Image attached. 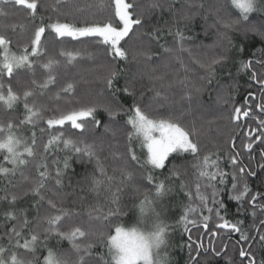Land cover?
Segmentation results:
<instances>
[{
    "label": "snow or ice",
    "instance_id": "snow-or-ice-1",
    "mask_svg": "<svg viewBox=\"0 0 264 264\" xmlns=\"http://www.w3.org/2000/svg\"><path fill=\"white\" fill-rule=\"evenodd\" d=\"M63 2L66 0H56L57 4ZM176 2L177 0H170L168 3L164 0H151L147 9L138 11L139 6L134 0H113L110 16L91 23L86 21L83 26L59 19L46 25L41 18L39 26L34 27L18 53L13 51V42L7 30L11 29L15 33L20 28L23 32L26 25L13 23L0 30V105L5 110H11L22 104L24 109L22 119L0 120V264H170L169 237L174 226L161 218L157 204L177 192V189V194H182L186 202L181 205V215L176 223L183 226L185 233H190L189 225H202L204 230H209V222L214 215L219 221L215 224L216 229H228L238 233L237 244L244 242L240 245L239 256L247 258V264H258L251 248L254 243H259L264 248V218L259 219V226H255L257 212L264 217V202H261L264 201V193L257 191L249 197L251 189L245 178L247 175L255 176L256 172L241 166L238 152L228 153L232 170H226L221 166L223 157L219 148L216 151H202L199 141L201 128L197 127L195 119L190 125L184 123L193 112L191 106L194 96L203 91V85L189 79L188 73L191 69L177 53L188 52L193 62L205 70L206 75L201 80L207 85L213 83L217 66H223L228 57L225 54L207 58L193 56L192 49L185 46V42L192 38L186 36L179 27L174 32L175 48L160 43V28L153 27L151 31H143L146 18L156 10L168 11L174 18V24L181 20L191 21L194 14H189L184 4L177 9ZM230 3L238 10L239 18L225 21L217 16L224 29L223 32H218L217 43L223 40L227 42V46H233L229 32L236 30L241 22H244L242 31L245 34L251 32L264 39V25L258 28L249 21L252 13L264 10V0H230ZM10 5L26 9L27 16L34 20L40 0H0V17L9 16ZM95 7L102 12L105 8L103 0ZM197 7L203 8L204 5L199 4ZM54 10L59 9L54 6ZM219 11L220 7H216L215 12ZM134 27L137 28L135 33ZM49 28L61 38H98L96 42L105 46V53L113 61L112 65H100L105 70L100 79L110 91L114 102H77L79 106L69 110H63L59 106V101L75 94L76 82L68 80L56 90H51V86L57 85L55 70L61 61L48 56L46 62L41 63L47 54L42 38ZM130 34L146 36L155 41L165 53L173 56L185 73L183 77L177 73L167 82L165 73L156 74L153 70L152 74H148L147 78L153 83V87L149 89L154 92L152 100L158 102L155 109L151 104L142 106L135 100L130 107L125 108L116 99L117 92H122L125 97L136 95L131 81H126L123 87L117 86L120 71L114 66L118 61L129 62L130 52L127 45ZM168 34H173L172 29L168 30ZM237 52L243 54L245 47L237 46ZM261 53L258 59L240 60L239 71L249 73L251 80L261 86L262 102L257 107L264 113V49H261ZM59 55L66 58V63L71 64L80 54L62 50ZM137 55L151 60L153 53L141 50L132 54V60ZM254 64L262 69L259 74L254 69ZM37 66L45 70L43 78H37ZM22 69L25 70L23 75L30 73L28 79H21ZM4 77L15 79L20 89L14 90L11 82L5 85ZM156 82H160L159 88H156ZM176 86L184 89L179 101L173 99L167 91ZM248 95L254 97L255 94L250 92ZM45 96L50 102H57L55 106L42 102L41 98ZM181 101H187L189 107L177 109L175 106ZM223 102L228 103L226 99ZM160 109L168 111L153 114ZM250 112L251 107L244 110L234 107L230 118L239 121L241 116L247 118ZM100 113H107L108 123H103L98 118ZM121 115L126 116L124 127L129 129L126 132V147L123 152L119 150L118 144H112L106 138L109 134L115 138L116 130L112 125L118 123L117 117ZM65 125L69 127L65 128ZM24 126L32 129L27 137L19 131ZM101 127L102 134L96 131ZM36 130L45 135L46 139L38 142ZM256 131L261 132L256 140L264 143V119L259 120ZM248 135L251 137L252 133ZM136 142H139L141 149H146L142 157L133 147ZM230 146L235 149L234 138ZM106 148L107 156L103 155ZM246 148L251 152L253 143H247ZM61 152L65 153L63 158L59 155ZM108 156L118 162L111 170L106 164ZM189 156L191 161L187 159ZM261 156L264 157V150H261ZM73 157L78 161L86 159L95 165L93 171L85 176L87 191L94 198V202L89 203L83 213L86 219H81V212L66 206L70 197H76L72 200L73 204L77 200L83 202L85 199L84 196L77 195L78 189L70 180L65 183L69 169L72 168ZM176 160L181 162L175 163ZM259 167L264 168V164ZM72 171L75 172L74 169ZM157 171L160 175H154ZM145 181L149 187L137 186ZM129 188L132 199L136 201L133 207L139 215L137 225L133 227L117 222L128 215V206L123 202V197L126 195L125 189ZM83 191V188H79V192ZM225 192L228 193L229 200L238 202L237 215L247 213L253 218L254 235H249L244 229L243 219L235 222L226 219ZM27 197H31L28 207L18 206ZM246 199L250 212L243 207ZM5 204L7 208L4 207ZM30 209L34 210V215H31ZM98 223L106 224L107 230L97 227ZM217 234L215 230L210 231L212 238ZM52 237L58 242H69L75 259H70L67 252L57 253L47 247L46 242ZM188 240L192 241L191 235ZM42 241L47 254L42 255L41 259L37 252ZM195 243V249L192 243L187 244L189 264H201L198 258L202 254L221 256L228 248L225 243L217 251L211 240L207 247L200 241ZM98 248L103 250H97ZM259 264H264V260H260Z\"/></svg>",
    "mask_w": 264,
    "mask_h": 264
},
{
    "label": "trees",
    "instance_id": "trees-1",
    "mask_svg": "<svg viewBox=\"0 0 264 264\" xmlns=\"http://www.w3.org/2000/svg\"><path fill=\"white\" fill-rule=\"evenodd\" d=\"M99 2L100 0H66V2L57 4L56 0H40V6H38L37 16L34 20L27 16L26 9H23L20 6L14 7L10 5L9 16L0 17V30H4L5 25L13 23L26 25V30L23 32L20 28H17L15 33H13L11 29L7 30V34L11 36L13 42V50L19 52L20 47L27 42V37L31 35L34 27L39 26L41 18L46 25L54 23L59 19L62 22H75L79 26H83L86 21L91 23L94 20L107 18L112 14L113 0H103L105 8L102 12L98 11L95 7ZM150 2L151 0H134V3L139 6L138 11L147 9ZM164 2L168 3L170 0H164ZM181 4L186 6V10L189 11V14H194L191 21L184 22L181 20L179 23L174 24V18L168 11L165 10L161 12L156 10L150 17L146 18V24L143 31H151L153 27L160 28L162 30V39L160 43L175 48L174 32L175 29L179 27L184 31L186 36L192 38L190 41L185 42V46L192 49L193 56L207 58L219 54L227 55L228 59L225 64L223 66H217V73L213 83L207 85L201 80V77L206 75L205 70L193 62L188 52L177 53L183 59L184 63L191 69L188 73L189 79L193 80L198 85H203V91L198 96H194V103L191 106L194 110L188 115L184 123L190 125L191 121L195 119L197 127L201 128L199 141L202 145V151H216L217 148H219L221 150L220 155L223 157L221 166L226 170L231 171L232 166L228 161L229 152L235 154L237 153L235 149H237L247 160H251L253 156V154L246 148L247 143H252L253 140L245 136V133L239 135L242 118L239 121H234L230 118L233 109L234 107H241L242 110H244L248 107V102H253L254 106L252 112L256 113L257 99L261 94V86L251 80L250 74L239 71V61L260 58L262 55L261 49H264V39L251 32L245 34L242 31L245 25L244 22H241L236 26V30L229 32L233 46H227V42L223 40L217 43L218 32L224 31L217 16L222 17L225 21L236 20L239 18L238 10L231 5L230 0H177L175 7L179 9ZM199 4H203L204 7H197ZM90 5L93 7H89ZM54 6L59 10L55 11ZM216 7H220L219 13L215 12ZM210 8L212 11H209ZM249 21L258 28L261 27L264 25V13H252L249 17ZM169 29H172V35L168 34ZM133 32H137L136 27H134ZM97 39L98 38L94 37H82L79 40L71 37L61 38L57 37L50 28L46 30L44 37L42 38V43L47 48V54L42 58L41 63L46 62L48 56H53L61 61V64L56 67L55 70L57 75V85L51 86V90H56L59 85H62L68 80L76 82L75 94L73 96L65 97L58 102L63 110L78 107L79 104L77 102L80 104L95 102L97 100L114 102L110 91L106 89L105 84L100 79L105 71L100 65H112L113 61L108 54L105 53V46L96 42ZM240 45L245 47V52L243 54L237 52V46ZM127 46L130 52L129 62L125 63L123 61H118L114 65L115 68L120 71L117 86L123 87L126 81H131L134 85L136 95L135 97H125L122 92H117L116 99H119L125 108L130 107L135 100L141 103L142 106L151 104L155 109L158 102L152 100L154 92L149 89L153 87V83L147 78L148 74H152L153 70H155L156 74L165 73V82H167L173 79L177 73L180 77H183L185 73L173 56L165 53L155 41L150 40L146 36L130 34ZM225 47H227V51H225ZM62 50L74 53L78 52L80 55L75 61L68 64L66 63V58L59 55ZM141 50L151 51L153 53L152 59L146 60L143 56L137 55V58L132 60V54L138 53ZM254 53L255 56L253 55ZM253 67L258 74L262 71L259 65L254 64ZM20 72L22 73V80L30 77V73L23 75L25 70L22 69ZM36 74L38 79L43 78L45 76V70L37 66ZM9 82L12 83L14 90L20 89V85L15 79L4 77L5 85ZM155 86L156 88H159L160 82H156ZM167 91L173 99L179 101L184 89L180 86H176ZM250 92L255 94L254 97H249L248 94ZM41 99L42 102L50 103V106H55L57 103L55 101L50 102L47 96L42 97ZM224 99H226L228 103H224ZM175 107L177 109L180 107L188 108L189 105L187 104V101H181ZM165 111H168V109H160L159 112H154L153 114H161ZM23 115L24 109L22 104L16 105L14 109L11 110H5L4 107L0 105V120H6L9 118L19 120L23 118ZM98 118H100L103 123L109 122L107 113H100ZM117 121V124L112 125L116 130L115 138H112L110 134L106 138L112 144H118L119 150L123 152L126 147V132L129 130L124 127L126 116L121 115L120 117H117ZM209 121H212L213 123L209 124ZM68 127V125H65V128ZM19 131L20 133H24V136H29L32 129L29 126H24ZM36 131L38 142L46 139V136L41 134L39 130ZM96 131L102 134L103 127ZM233 138L235 139V149H232L230 146ZM133 147H135L137 151V143H134ZM138 152L139 151H137V154ZM140 154L143 155V152ZM59 155L63 158L65 153L61 152ZM103 155H108L107 148ZM171 159L172 157H170V160ZM187 159L191 161L192 158L189 156ZM262 161L264 162V158H262ZM174 162L180 163L181 161L176 160ZM117 163L118 162L112 160L111 156H108L106 164L109 166V170H111V167L115 166ZM94 167V162L90 163L86 159L78 161L73 157L72 168L69 169L68 176L65 180L66 184L70 180L73 186L78 189V196L85 197L83 202L77 200V202L73 204L72 200L76 199V197H70L66 202L67 207H72L81 212V219H86V217L83 216V213L87 205L94 202L92 194L87 191V180L85 179L86 174L91 173ZM72 169L75 170L74 173ZM133 170L135 171V168H133ZM252 170L256 172V168H252ZM164 174L167 175V172ZM154 175H160V173L157 171ZM245 178L251 189L249 197L257 191L264 193V183H262V181H264V175L256 178L247 175ZM137 186L142 188L149 187L146 181ZM79 188H83L84 191L79 192ZM125 192L126 195L123 197V202L128 206V215L121 217L117 222L124 224L127 227H131L136 222L135 219L133 221V218H136L135 216L138 215V212L133 207V204L136 203V201L132 199L131 189H125ZM177 193L178 189L177 192L171 194L176 201L173 202V206L170 207L168 211L170 221L172 222V224L171 222H169V224L174 226V230L172 231L175 234V240L170 245V264H189L190 256L187 244L192 243V247L195 249L197 246L195 242L200 241L207 247L210 240L215 245L217 251H220L221 245L225 243L228 245V248L221 253V256L202 254V256L198 258L201 264H247V258H241L239 256L240 245L244 244L243 241L240 242V245L237 244L239 234L230 232L228 229H216L215 224L219 223V221L216 220L214 215L209 222V230H204L202 225L199 227L189 225L190 233L184 232L183 226L176 222L181 215V205L185 203L186 200L182 194ZM175 195L178 198H175ZM30 200L31 197H27L18 206L28 207ZM224 202L227 205L226 219L233 222L237 219H243L244 229L249 235H254L253 218L247 213L237 215L236 209L239 207V204L236 201L229 200L227 192L224 193ZM4 207L7 208V205L5 204ZM243 207L249 212L251 211L247 199L243 202ZM30 212L31 215L35 214L34 210L30 209ZM205 214L207 213L205 212ZM222 214L224 213L222 212ZM261 218L264 217H261V214L257 212L255 226H259L258 221ZM0 222H2V220H0ZM96 226L107 230L106 224L98 223ZM212 230L217 231V238L210 237V231ZM189 235H191L192 241L188 240ZM46 243L47 247H51L57 253L67 252L70 259H75V256L71 252V245L69 242H58L55 237H52L49 238ZM249 243H251V241H249ZM97 250L102 251L103 249L98 248ZM245 250H247V248H245ZM251 251L256 256L258 264L260 260H264V248H262L259 243L252 244ZM46 254V248L42 241L38 245L37 256L42 259V255ZM192 254L194 255V251Z\"/></svg>",
    "mask_w": 264,
    "mask_h": 264
},
{
    "label": "flooded vegetation",
    "instance_id": "flooded-vegetation-1",
    "mask_svg": "<svg viewBox=\"0 0 264 264\" xmlns=\"http://www.w3.org/2000/svg\"><path fill=\"white\" fill-rule=\"evenodd\" d=\"M257 100H258L257 104L262 102L261 101L262 100L261 94ZM257 104H256L257 112L255 113V112H252L253 106H254L253 102L247 103L248 107H251V112L249 113V116L247 118L241 116L242 124H241V129L239 132V135H242L245 133L246 134L245 136H247L248 138L253 140L252 141L253 148L250 152L253 154L252 159L247 160L246 157L241 152H239L237 149H235L239 153L238 159L240 161L241 166H246V168L251 169V170H252V168H256V175L251 176L253 178L260 177V176L264 175V168L259 167V165L264 164V162L262 161V158H264V157L261 156V150H264V143H261V142L256 140V137L261 136V132L256 131V130L259 128V120L264 119V113L260 112L259 108L257 107ZM250 132L252 133L251 137H249V135H248ZM216 238H217V236H216Z\"/></svg>",
    "mask_w": 264,
    "mask_h": 264
},
{
    "label": "rangeland",
    "instance_id": "rangeland-1",
    "mask_svg": "<svg viewBox=\"0 0 264 264\" xmlns=\"http://www.w3.org/2000/svg\"><path fill=\"white\" fill-rule=\"evenodd\" d=\"M262 8H264V6H262ZM257 12H261V13H264V10H258ZM13 51H15V50H13ZM15 52H17V51H15ZM18 53V52H17ZM20 134H22L23 136H24V133H20ZM25 137H27L26 135H25ZM137 143V151H139L138 152V155L141 153V152H145L146 151V149H141L140 148V145H139V142H136ZM140 156L142 157L143 155L142 154H140ZM177 196L175 195V198H176ZM178 198V197H177ZM174 201H176V199H174L173 198V196L170 194L169 196H167V197H165L162 201H160V202H158V204H157V211L160 213V216H161V218L166 222V223H169V222H171L170 221V216H169V213H168V211H169V209H170V207H172L173 206V202ZM136 218H133V221H134V219H135V224L133 225V226H136L137 225V220H138V218H139V215H136L135 216ZM174 220V219H173ZM149 223H151V220H149ZM174 223V222H173ZM171 224H172V222H171ZM133 226H131V227H133ZM175 240V234L173 233V231H171V233H170V237H169V248H168V254H169V261H170V258H171V255H170V249H171V243L173 242Z\"/></svg>",
    "mask_w": 264,
    "mask_h": 264
},
{
    "label": "water",
    "instance_id": "water-1",
    "mask_svg": "<svg viewBox=\"0 0 264 264\" xmlns=\"http://www.w3.org/2000/svg\"><path fill=\"white\" fill-rule=\"evenodd\" d=\"M248 250V249H247Z\"/></svg>",
    "mask_w": 264,
    "mask_h": 264
}]
</instances>
